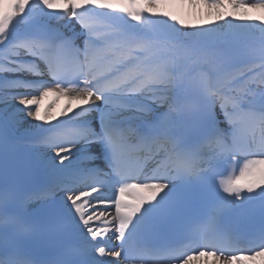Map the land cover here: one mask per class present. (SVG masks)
<instances>
[{"label": "snow or ice", "instance_id": "1", "mask_svg": "<svg viewBox=\"0 0 264 264\" xmlns=\"http://www.w3.org/2000/svg\"><path fill=\"white\" fill-rule=\"evenodd\" d=\"M200 258L264 261V0H0V264Z\"/></svg>", "mask_w": 264, "mask_h": 264}, {"label": "bare ground", "instance_id": "2", "mask_svg": "<svg viewBox=\"0 0 264 264\" xmlns=\"http://www.w3.org/2000/svg\"><path fill=\"white\" fill-rule=\"evenodd\" d=\"M165 10L172 11L174 14L178 15L183 19L187 24L195 25L200 24L204 22L205 20L209 19L205 13L204 10H202L201 7H192L185 3L184 5H173L167 7ZM253 15H260V12H253ZM215 17H211V19H214ZM53 97L46 98L44 103L47 104L51 101ZM65 105V99L61 97L57 104L53 108L54 114H59V112L63 109ZM23 129H20V132L23 133ZM210 260L213 258H209ZM194 264H205L204 258H200L199 261L194 262ZM248 264H264V261H262L260 258H257L256 261L248 262Z\"/></svg>", "mask_w": 264, "mask_h": 264}]
</instances>
